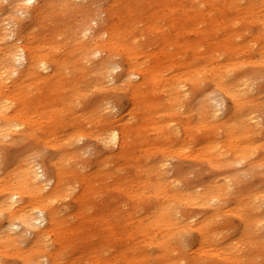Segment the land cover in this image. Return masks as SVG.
I'll use <instances>...</instances> for the list:
<instances>
[{
  "label": "bare ground",
  "instance_id": "6f19581e",
  "mask_svg": "<svg viewBox=\"0 0 264 264\" xmlns=\"http://www.w3.org/2000/svg\"><path fill=\"white\" fill-rule=\"evenodd\" d=\"M95 2L0 0V150L8 137H34L39 124L50 134L56 132L55 126L70 127L59 143L65 154L52 161L53 171L46 170L44 163L26 161L9 170L16 171L14 176H0V216L6 217L5 230L0 231V254L13 245L29 264H55L58 259L53 252L38 253L20 244L27 239L37 249L50 244L51 235L66 222L62 196H75L83 219H90L85 214L88 209L98 211L90 223L92 230L118 223L124 232L150 234L164 228L179 234L191 228L201 210L193 214L178 208L193 205L207 209L194 226L202 232L221 212H230L225 203L231 202L241 215L249 210L258 216L261 211L258 193L251 188L254 194H244L239 189L243 176L264 178V166L252 158L255 147L249 138L254 129H245L247 102L231 87L246 78L249 93L251 85L264 77V61L252 57L254 50L264 53V0H109L103 10L107 18L99 26L93 24L95 13L91 15ZM53 10L57 14L50 26L64 24L65 31L53 34L44 29ZM123 20L128 24L118 31V22ZM201 23L208 24L206 30L212 37L225 40V47L218 46L226 58L221 64L187 54L197 44L181 50L185 26ZM119 55L123 60L117 63L114 58ZM231 71L232 80L227 78ZM206 75L217 82L214 89H188V81ZM220 78L224 80L218 85ZM33 86L40 88L39 93L28 99ZM89 86L124 91L131 95L133 108L126 115H116V105L103 106L96 99L83 105ZM195 112L204 123L193 122ZM93 121L105 124L104 131L92 136L100 153L98 170L92 173L95 179L82 165V175L69 171L77 158L90 154L87 144L78 145L88 133L77 128ZM201 127L204 142L196 148L192 143ZM195 155L215 179L204 191L194 189L193 194L183 186L195 166L187 171L183 162ZM167 157L178 160L173 176L166 170ZM109 159L121 163L101 169ZM127 166L128 174L115 175ZM101 185L109 190L97 204L93 200L104 192ZM161 260L171 264L166 255Z\"/></svg>",
  "mask_w": 264,
  "mask_h": 264
},
{
  "label": "rangeland",
  "instance_id": "374dc122",
  "mask_svg": "<svg viewBox=\"0 0 264 264\" xmlns=\"http://www.w3.org/2000/svg\"><path fill=\"white\" fill-rule=\"evenodd\" d=\"M108 3L109 0H96L93 13L91 14L93 15L95 13L97 16V20L93 21L94 26L101 25L102 21H105L107 18L103 10L107 8ZM54 13L55 10L50 13L47 21L48 26L44 27V29H49V32L52 33L58 29L65 31L63 30L65 28L64 24L58 27L56 23L53 22L52 27L50 26L52 21L51 17L57 14ZM206 14L207 12L205 13V17L207 18ZM127 24L128 21L126 20L118 22V31L125 29ZM195 27L200 31L197 33L192 31ZM206 27H208V24L204 23L192 27L191 25L185 26V39L182 41L181 50L184 52L188 44H197L195 50L192 48L187 54L200 56L207 63L215 60L217 64H221L226 58L221 54V49H218V46L225 47V40L220 39L217 35L212 37L207 32ZM211 30L219 33V30ZM34 32L35 33H32L36 36L39 35L38 30H34ZM237 41L238 37L233 39L232 45L234 46ZM251 46L254 47L257 45L251 43ZM152 49L153 48H149L148 50ZM252 57L258 61H264V53H259L258 50L253 51ZM121 60H123V56L121 55L114 58V61L117 63H120ZM118 72L119 70H117L115 74ZM233 75L234 72L231 71L228 73L227 78L232 80L234 77ZM223 80L224 79L220 78L218 85L221 82L223 83ZM248 82L249 80L244 78L240 83H234V88L231 87V85L228 88L230 89L231 87L232 90L237 92L241 99H245L247 102L245 110L249 111V119L245 123V129L249 131H251L252 128L254 129L252 137L249 138L250 143L255 147V154L252 158L253 160L258 159L263 167L264 77L258 78L256 83L251 85L252 89L249 93H247V85H250ZM216 83L217 82H213L210 75H206L201 76V78L195 81H188L187 87L189 90L197 87V90L209 92L217 86ZM82 88H85L84 85H82ZM86 89L87 96L85 100H83V105H87L89 99H96L100 104L103 106L107 105V107L116 105V109H114L116 115H126L129 110L133 108L131 95L124 91L114 90V88L105 89L103 87L90 88V86ZM39 90V87H30L27 98L29 99L36 96ZM229 104L230 101L228 102V106ZM136 108H138V106ZM77 114L80 113L77 112ZM105 117H110L107 111H105ZM191 117L195 123H204L200 114L196 112L192 113ZM89 123L90 122H84L83 125L77 128V132L88 133L83 137L84 142H78V145L87 144L90 154L81 155L77 158L78 163L69 171L75 172L76 175H82V165L87 170L86 172L90 173L89 176L95 179L92 173L98 170L96 162L100 153L98 142L92 136H96L101 131H104L105 124L103 122L101 123V121H93V124ZM236 123H238V121ZM55 130L56 132L54 134H50L47 132L45 125L39 124L32 138L23 136H18L14 139L10 137L6 138L3 142V150H0V176L11 174L14 176L16 171L12 173L13 170H9L13 166L15 168L20 163L25 164L26 161L44 163L46 170L50 172L53 171L52 161L65 154V152L60 149L62 147L59 143L62 141L64 133L70 131V127L55 126ZM203 132H205L203 127L198 129L195 134L196 138L192 143L193 147L197 148L204 142V138H202ZM89 133H92V135ZM70 135L71 133L68 136ZM221 137L224 138L223 135ZM244 143L245 142L242 140V144ZM197 157L198 156L195 155V158L193 157L183 162L184 170L190 171L191 169L189 167L195 166V172H188V180L184 184L185 187L183 186L185 190L188 189L189 193L192 191L193 194H195L194 189H197L198 193L204 191L215 179L213 178L214 173L212 170H210L204 162L199 159L197 160ZM164 159L167 161L166 170L169 172L170 176H173V170L177 166L178 160L172 157ZM215 162L216 161H214V163ZM112 163L119 164L121 160L109 159L101 169ZM203 168L204 170H202ZM198 169L201 171H198ZM123 174H128V166L125 167V169L115 172V175ZM100 182L103 183V181ZM100 188L104 189V192L94 198L93 202L97 204L105 197L107 193L106 190H109V187L106 185H101ZM251 188L262 198L259 204L262 205L260 206L261 211H259L258 216L249 210H245L244 214L241 215L237 210L233 209L231 202L225 203V209H230V212H221L217 217V221L210 223L207 226L208 228L204 227L205 230L201 232L200 229H196L194 226L196 225L195 222L197 218L204 213L203 211H207L206 207L200 208L194 207L193 205L181 206L178 210L183 213L186 210H189L193 214H197L199 213L198 211L201 210V213L191 222L189 225L191 228L188 231L184 230L185 232L179 234H171L164 228H158L150 234L139 231L124 232L119 231L117 228V226H119L118 223H115L116 226L111 225L110 227L102 228V230L98 229L100 227H98L97 230H92L93 227H91L90 223L94 221L93 215L98 211H93L94 208L88 209L85 214L89 216L90 219H83L79 214L80 204L74 201L75 196H62L60 199L63 203L62 208L67 213L65 217L66 222L51 235L50 244L41 249H37L33 246L31 239H27V243L24 245L20 244V246L25 248L31 246V250L38 253L41 251L55 253L58 258L55 264H163L161 259L164 255H166L167 261L171 262V264H239L243 261H251L252 264H264V178L261 179L257 175L243 176L241 182H239V189H242L245 194L251 192L249 190ZM251 193L254 194V192ZM240 200L244 199L241 197ZM232 202L235 201L233 200ZM91 205L92 203H89V207H91ZM206 215H208V213H206ZM5 221L6 217L0 216V231L2 230V232L6 227ZM251 228H253V230ZM248 246H250V250H248ZM12 247L13 245H10L2 249L5 251L0 254V262H5L6 264H29L24 258L25 254L16 252Z\"/></svg>",
  "mask_w": 264,
  "mask_h": 264
}]
</instances>
